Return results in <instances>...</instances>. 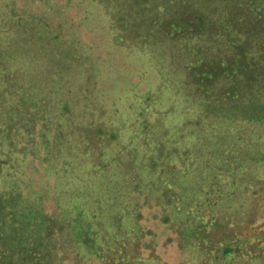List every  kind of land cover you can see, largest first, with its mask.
Here are the masks:
<instances>
[{
    "label": "rangeland",
    "instance_id": "374dc122",
    "mask_svg": "<svg viewBox=\"0 0 264 264\" xmlns=\"http://www.w3.org/2000/svg\"><path fill=\"white\" fill-rule=\"evenodd\" d=\"M227 1L254 2L264 22V0ZM108 8L95 0H0V79L8 72L13 81H33L34 95L26 90L32 101L23 106L38 102L44 115L27 118L14 144L4 141L16 161L14 177L27 191H49L43 203L54 216L73 214L78 189L84 208L96 216L88 240L56 223L50 264H108L90 253L94 241L117 264H264V161L255 160L264 153V123L215 117L220 103L214 94L225 92L235 74L202 80L209 69L183 68L186 60L211 58L210 50L198 55L195 39L157 51L115 40L120 30L112 28ZM235 80L243 96L253 95L238 82L243 79ZM261 84L256 93L264 98ZM7 95L4 88L0 99ZM196 114H203L208 124L201 127L215 139H184L173 155L180 143L166 129H190ZM90 123L119 137H81L77 126ZM159 141L167 142L164 148ZM98 142L104 159L91 157L90 146ZM138 146L137 154H146L140 174L126 155ZM11 177L4 172L0 183Z\"/></svg>",
    "mask_w": 264,
    "mask_h": 264
},
{
    "label": "trees",
    "instance_id": "16d2710c",
    "mask_svg": "<svg viewBox=\"0 0 264 264\" xmlns=\"http://www.w3.org/2000/svg\"><path fill=\"white\" fill-rule=\"evenodd\" d=\"M95 1L103 2L109 6L108 11L114 19L112 28L116 32L120 30L117 32L115 40H121L131 46H141L143 50L145 45H154L157 51L158 49L164 50L166 44L175 40L190 41L195 39L199 44V47L196 48L198 55L203 54L204 50L208 52L210 50L211 58H199L196 62L186 60L182 63L183 68L185 66V69H189V67L194 69L200 67L201 70L202 68L209 69V71L201 73L202 80L206 78L215 80L221 74L224 77L223 81H226L229 75L235 74L233 80L229 81L230 87L227 88V84H225L226 87L223 88L225 92L214 94L217 95L215 102L220 103V111L216 113L215 117H224L232 121L241 120L246 124L264 123V98L256 93L260 83H262L261 87H264V22L261 21L263 15L255 9L257 5H253L254 2L246 4L245 1H239L234 5L232 1L227 0ZM251 13L256 14L253 16L254 19L246 17ZM254 36H258V42H255V39L251 40ZM203 47L205 49H202ZM160 54L162 55L161 52ZM179 67L180 65H175L174 69L179 70ZM6 76L0 79V96L5 88L11 97L8 98L7 95L0 99V105L5 108L4 111H0V179L4 172L12 177L3 182L4 184L0 183V264H50L48 241L49 236L54 233V230H57L56 223L61 221L74 237L87 238L88 240V238H93L94 232L91 224L96 216H91L84 208V204L79 198V189L74 197L73 214L71 216L60 214L54 216L51 214L52 212L47 211L48 208L43 203L50 195L49 191L30 187L27 191L23 188L25 187L24 180L14 177L13 172L17 168L16 161L10 151L6 149L4 141L9 140L10 144H14L13 134L21 128L27 127V118H31L33 114L41 115L42 112L37 110L38 102H31L29 107L23 106L32 101L28 98L26 90L34 95V90L31 88L33 81L28 84L17 78H15L16 81H13L8 72ZM236 77L243 79L238 82L246 83V87L253 91V95L247 96L249 94L245 92L244 98L240 90L243 85L232 83L236 82ZM41 92L47 94L51 90L43 89L40 90ZM212 102L214 101H209V103ZM206 105L204 101H201L198 110L203 112ZM61 106L65 112L71 113V116L75 114L66 101L62 102ZM33 108L35 110L31 113ZM181 113L183 115L184 110ZM202 117L203 114L194 115L191 122L189 120V123H193L190 124L192 126L190 129L183 127L176 130L166 129V136L172 138L176 144L180 143L179 146L171 150L173 155L178 149H181V142L184 139L190 141V138L194 137L196 143L215 139V136L210 135L206 128L201 127L208 124L202 121ZM194 123L198 125L195 126ZM77 128L81 129V137L86 138H91L96 133L99 138H103L102 133L109 134L108 130L93 123L81 124ZM110 135L115 139L119 137V135L116 137L114 133H110ZM166 143L163 144L159 141V147L164 148ZM100 144L98 142L90 146L91 157H98L97 160L104 159L106 155L99 149ZM138 149L139 146L126 155L134 166V172L140 174L146 154L138 155ZM255 160L264 161V153L262 158L255 157ZM6 166L8 167L6 168ZM105 171L113 176H118L121 172L125 174L123 171L116 172V170L110 172L112 170L107 168ZM108 177L106 176L105 180ZM119 193L123 192L119 191ZM96 198L94 197L92 200L97 201ZM90 247V253L94 254L95 258L107 257L108 264L116 262L114 261L116 259L108 257L111 254L96 241ZM118 261L117 263H120V260ZM126 264L135 263L127 260Z\"/></svg>",
    "mask_w": 264,
    "mask_h": 264
}]
</instances>
